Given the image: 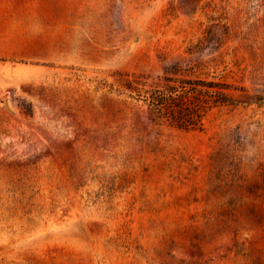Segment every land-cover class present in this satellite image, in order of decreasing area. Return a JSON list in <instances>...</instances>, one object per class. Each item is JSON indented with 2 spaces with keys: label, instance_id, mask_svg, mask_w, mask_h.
Masks as SVG:
<instances>
[{
  "label": "rangeland",
  "instance_id": "rangeland-1",
  "mask_svg": "<svg viewBox=\"0 0 264 264\" xmlns=\"http://www.w3.org/2000/svg\"><path fill=\"white\" fill-rule=\"evenodd\" d=\"M0 264H264V0H0Z\"/></svg>",
  "mask_w": 264,
  "mask_h": 264
},
{
  "label": "trees",
  "instance_id": "trees-1",
  "mask_svg": "<svg viewBox=\"0 0 264 264\" xmlns=\"http://www.w3.org/2000/svg\"><path fill=\"white\" fill-rule=\"evenodd\" d=\"M164 71L167 73L169 70L166 67ZM171 81L168 80L161 88L144 91L143 100L149 106L151 119L155 123L175 125L184 129L202 128L204 125L203 119L209 109L229 102V94L226 91L229 87L222 82L203 81L202 85L195 84L202 86L204 95L198 102H193L194 96L188 90L194 83L184 80H173L174 85L184 88L182 90H173L174 86L170 83ZM124 86L129 95H132L133 92H142L139 87L134 85V81H126ZM112 90H115V88L112 87ZM181 91L184 94H181Z\"/></svg>",
  "mask_w": 264,
  "mask_h": 264
}]
</instances>
